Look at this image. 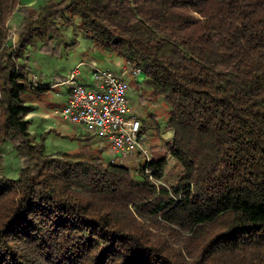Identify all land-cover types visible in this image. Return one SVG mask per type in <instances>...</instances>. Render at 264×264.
<instances>
[{
  "label": "trees",
  "instance_id": "1",
  "mask_svg": "<svg viewBox=\"0 0 264 264\" xmlns=\"http://www.w3.org/2000/svg\"><path fill=\"white\" fill-rule=\"evenodd\" d=\"M21 3L0 0V145L21 161L0 171V264H264V0H47L14 43ZM64 9L169 103L153 177L91 140L47 153L30 131L47 87L29 54L55 52Z\"/></svg>",
  "mask_w": 264,
  "mask_h": 264
},
{
  "label": "rangeland",
  "instance_id": "2",
  "mask_svg": "<svg viewBox=\"0 0 264 264\" xmlns=\"http://www.w3.org/2000/svg\"><path fill=\"white\" fill-rule=\"evenodd\" d=\"M46 1L22 0L23 6L19 7L9 20L11 40L14 43L19 41L24 14L26 12L38 14L40 6ZM59 15L63 18L58 20L57 26L62 32L60 37L58 35L53 40V45L51 44L56 47L55 52L40 50L41 44L39 43L38 48L29 54L28 70L32 83L34 85L41 83L47 87L45 90L32 93L30 102L35 108V114L31 119L30 131L35 135L37 141L44 144L47 153L57 155L65 152L74 153L82 150L83 146L87 144V140H91L94 150H101L103 157L107 161H111L113 158L111 141L107 137H101L95 132H91L94 135L90 139L87 137V130L64 121L56 109L62 108L66 104L61 102V92L66 93L69 88L71 90L72 86L67 82V79L70 77V71L81 60L87 61L94 57L97 59L99 68L111 69L119 73H121L119 70L125 65L126 60L119 54L96 45L93 38L80 29L78 19L73 17L70 11L64 9ZM93 45L94 50L92 49ZM88 69V66L81 67L82 73L79 79L86 76ZM129 80L131 82L130 104L133 113L141 116L145 123L144 130L149 136V151L153 157L169 154L166 145L170 137H165L167 115L170 109L169 103L163 97L157 100L151 95V88L146 82L144 71L138 78L130 76ZM58 81L62 83L59 84ZM157 149H161L162 152L157 151ZM2 160L4 167L0 165V171L11 177H17L21 161L9 142L0 145V162ZM141 162H143V158L136 156L128 165L136 169V167L139 168ZM175 162L174 158L169 157V166L166 169L167 180L171 179H169L170 174L175 171Z\"/></svg>",
  "mask_w": 264,
  "mask_h": 264
},
{
  "label": "built area",
  "instance_id": "3",
  "mask_svg": "<svg viewBox=\"0 0 264 264\" xmlns=\"http://www.w3.org/2000/svg\"><path fill=\"white\" fill-rule=\"evenodd\" d=\"M82 66L91 68V84L79 79ZM142 72V67H133L129 60L121 73L101 69L96 61H82L67 79L72 86L69 98L57 112L64 121L107 137L111 141L112 161L128 165L136 156L143 158L140 173L153 177L151 169L146 166L153 157L148 149L149 136L144 130L142 117L133 113L129 98V77L138 78Z\"/></svg>",
  "mask_w": 264,
  "mask_h": 264
},
{
  "label": "crops",
  "instance_id": "4",
  "mask_svg": "<svg viewBox=\"0 0 264 264\" xmlns=\"http://www.w3.org/2000/svg\"><path fill=\"white\" fill-rule=\"evenodd\" d=\"M92 49L94 50V45H93ZM89 59H90V60H87V61H96V62H97V59L94 58V57L89 58ZM82 61H85V60H81L80 62H82ZM80 62H79V63H80ZM79 63H78V64H79ZM78 64H77V65H78ZM123 66H124V65H123ZM122 69H123V67H121L119 71L122 72ZM88 71H89V72H88ZM88 71H87L85 77H81V81L84 82L85 84H91V83H92V79H91V76H90V75H91V68H89ZM70 72H71V71H70ZM81 73H82V71H81ZM80 75H81V74H80ZM79 77H80V76H79ZM58 80L60 81L61 79H58ZM59 81H58V82H59ZM65 82H66V81H65ZM60 83H62V82H59V84H60ZM44 86H45V85H44ZM69 94H70V88H69V91L66 92V93H62V92H61V96H62V97H61V98H62V99H61V100H62L61 102H62V104H63V103L65 104V103L68 101ZM34 109H35V108H34ZM34 109H33V111L28 115V117L31 118V119H32L33 115L35 114V110H34ZM58 109H60V108H58ZM58 109H56V111H57ZM46 115H47V114H46ZM157 130H158V129H157ZM158 133H159V132H158ZM158 133H157V134H158ZM172 134H173L172 132H169V131H168V132L165 134V137H168V138H169V137L172 136ZM168 138H166V139H168ZM159 139H160V138H159ZM157 151L162 152L161 149H160V150L157 149Z\"/></svg>",
  "mask_w": 264,
  "mask_h": 264
}]
</instances>
